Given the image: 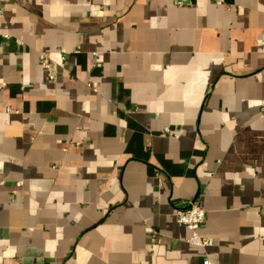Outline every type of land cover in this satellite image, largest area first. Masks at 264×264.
Wrapping results in <instances>:
<instances>
[{
	"label": "crops",
	"instance_id": "crops-1",
	"mask_svg": "<svg viewBox=\"0 0 264 264\" xmlns=\"http://www.w3.org/2000/svg\"><path fill=\"white\" fill-rule=\"evenodd\" d=\"M0 24V264H264V0H0ZM196 200L209 248L177 222Z\"/></svg>",
	"mask_w": 264,
	"mask_h": 264
},
{
	"label": "built area",
	"instance_id": "built-area-1",
	"mask_svg": "<svg viewBox=\"0 0 264 264\" xmlns=\"http://www.w3.org/2000/svg\"><path fill=\"white\" fill-rule=\"evenodd\" d=\"M1 28V24H0ZM9 38L8 35L5 36ZM42 67L45 70H50L51 59L48 54H41L40 56ZM176 218L178 224L185 226L191 232V236L188 239V243L199 247L209 248L214 245L212 239H205L200 235V230L206 222V212L204 208L196 201H191L186 204V207L176 212ZM204 264H211L209 260H206Z\"/></svg>",
	"mask_w": 264,
	"mask_h": 264
}]
</instances>
